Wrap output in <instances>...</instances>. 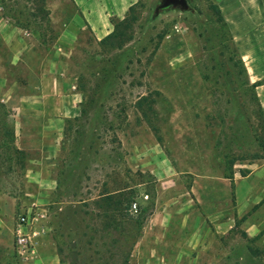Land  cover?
Instances as JSON below:
<instances>
[{"label": "rangeland", "instance_id": "rangeland-1", "mask_svg": "<svg viewBox=\"0 0 264 264\" xmlns=\"http://www.w3.org/2000/svg\"><path fill=\"white\" fill-rule=\"evenodd\" d=\"M38 1L0 0V103L22 152L11 164L0 149V231L32 211L41 233L27 257L0 245V264L40 248L61 264H139L164 236L170 264H264V203L241 211L224 177L264 162V119L216 1L156 16L162 0H140L103 42L72 0ZM42 91L78 95L59 103L73 112L52 157L41 153L45 117L22 109ZM228 221L229 232L214 227ZM193 236L200 245H187ZM188 247L199 259L176 261Z\"/></svg>", "mask_w": 264, "mask_h": 264}, {"label": "crops", "instance_id": "crops-1", "mask_svg": "<svg viewBox=\"0 0 264 264\" xmlns=\"http://www.w3.org/2000/svg\"><path fill=\"white\" fill-rule=\"evenodd\" d=\"M140 0H72L73 4L81 13L83 24L89 31L102 42L115 32V22L124 21L128 17L131 10L139 3ZM221 16L228 25L229 31L233 37L235 48H237L248 72L250 82L259 84L256 93L260 100L264 112V0H215ZM114 21V22H113ZM76 23V20L74 21ZM78 95L61 97L57 94L42 91L40 95L30 98L29 102L35 104L32 110L28 108L22 109L27 111L33 117H45V122L41 128L42 146L41 153L43 157H52L58 152L57 142L59 136L56 135L64 118H67L69 112H73L69 108L60 106V101L74 100ZM49 102V106L43 105ZM38 104V105H37ZM76 106V105H75ZM29 110V112H28ZM17 136V135H16ZM35 171H33L34 173ZM37 173V174H36ZM35 180L45 176L44 172H35ZM232 195L237 201L241 211H248L250 207L264 203V162L258 165L241 181H234L232 186ZM9 233L7 236L0 231V245L13 246L15 243V225L14 218L9 214ZM17 221V220H16ZM3 226V216L0 208V228ZM186 226V225H185ZM217 229L229 232L233 225L228 222H221L214 225ZM247 235L250 238L259 236V228L257 224L249 223L247 227ZM219 229V230H220ZM164 239L156 238L153 246L148 248L146 252H140L138 258L139 264H170L169 257L171 253L160 251V245L165 241L173 242L169 237ZM201 238L197 236L190 237L186 240L187 245L193 247L194 244L200 245ZM143 241L139 242V249L144 247ZM16 247V246H14ZM205 248V247H204ZM163 249V248H162ZM165 250V249H163ZM17 251V248H16ZM36 251V250H35ZM181 251L174 258L176 261L185 257L188 259L198 260L199 256L192 258V251ZM18 252V251H17ZM35 253V252H34ZM19 255V253H17ZM190 256V257H189ZM191 259H188L189 262ZM22 264H61L59 256L54 251H46L40 248L35 255L28 257Z\"/></svg>", "mask_w": 264, "mask_h": 264}, {"label": "trees", "instance_id": "trees-1", "mask_svg": "<svg viewBox=\"0 0 264 264\" xmlns=\"http://www.w3.org/2000/svg\"><path fill=\"white\" fill-rule=\"evenodd\" d=\"M40 1L41 2H39V1L38 2L40 4H42L43 0H40ZM218 10H219V8H218ZM41 12H44V11L41 10ZM219 13H220L219 16H221V11L220 10H219ZM127 19H128V17L125 18V20H127ZM221 20L224 22L225 27L228 29L229 37L231 38V41L234 43L233 37H232V35H231L230 31H229L228 25L225 22L223 16H221ZM121 22H123V21H121ZM117 24H118V22H115V32H116V30L118 28ZM115 32L112 35H110L107 39H112L114 37V35H115ZM107 39H105V40H107ZM105 40H103V41H105ZM235 47L236 46L234 44V47H233L234 50H235L234 54H235V56L237 58L236 66L240 67L242 72L249 79L246 66H245V64H244V62H243V60H242L237 48H235ZM248 86L250 87L252 95H253L255 101L257 102V107L260 110L259 112L261 113V115H262V117L264 119L263 108L261 106L260 100H259L258 95L256 93V89L259 86V84H257V83L256 84H251L250 81L248 80ZM5 106L6 105L0 103V122L2 123V126L0 128V134H2L0 136V149H3V151H5V154L7 155V157H11L12 156L11 152H12L13 156L10 158V162H9V163L12 164L14 156L22 155V152L16 146V132H15V129L11 125L8 124L7 118L9 117L10 111ZM18 159H20V158L18 157ZM230 170L232 171V169H230ZM232 174H233V172L225 173L224 177L226 179L230 180L231 182H234V176ZM232 185L234 186V183H232Z\"/></svg>", "mask_w": 264, "mask_h": 264}, {"label": "built area", "instance_id": "built-area-1", "mask_svg": "<svg viewBox=\"0 0 264 264\" xmlns=\"http://www.w3.org/2000/svg\"><path fill=\"white\" fill-rule=\"evenodd\" d=\"M146 198L148 199L149 197L147 196ZM138 210V203L132 204V211L138 212ZM36 219L34 213L30 211L21 214L16 221L14 231L15 246L22 257H27L33 253L35 249V240L39 238L41 234L34 229L37 223Z\"/></svg>", "mask_w": 264, "mask_h": 264}, {"label": "water", "instance_id": "water-1", "mask_svg": "<svg viewBox=\"0 0 264 264\" xmlns=\"http://www.w3.org/2000/svg\"><path fill=\"white\" fill-rule=\"evenodd\" d=\"M171 8L181 9L183 11H193L187 0H162L159 7L156 9V16Z\"/></svg>", "mask_w": 264, "mask_h": 264}]
</instances>
